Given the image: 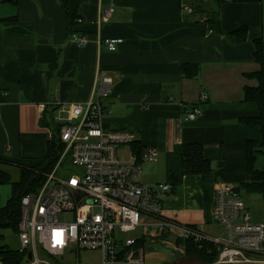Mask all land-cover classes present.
<instances>
[{
  "label": "crops",
  "instance_id": "1",
  "mask_svg": "<svg viewBox=\"0 0 264 264\" xmlns=\"http://www.w3.org/2000/svg\"><path fill=\"white\" fill-rule=\"evenodd\" d=\"M182 1L68 0L80 16L74 32L89 38L78 46L61 0H0V160L14 167L38 163L51 135L39 106L46 105L48 117L58 103L84 104L98 70L111 76V93L102 99L107 127L134 132L143 149L157 148V161L141 162L139 182L173 186L161 215L143 226L149 242L166 221L174 224L168 235L180 236L184 226L206 232L214 224L217 184L247 180V142L262 138L259 126L238 119L259 112L256 102L244 100V88L257 83L249 74L259 69L254 40L264 35V0H224L218 33L186 20ZM107 7L113 11L100 22ZM241 26L247 39L231 42L228 34ZM99 37L124 42L110 52ZM194 109L200 113L186 120ZM192 142L204 145L217 174L183 173L182 146Z\"/></svg>",
  "mask_w": 264,
  "mask_h": 264
},
{
  "label": "built area",
  "instance_id": "2",
  "mask_svg": "<svg viewBox=\"0 0 264 264\" xmlns=\"http://www.w3.org/2000/svg\"><path fill=\"white\" fill-rule=\"evenodd\" d=\"M181 8L184 18L195 12L186 0ZM112 11V7L101 9L100 22L107 21ZM208 19V14L201 13L191 20L208 25ZM70 37L78 46L89 44L86 35L74 32ZM99 40L110 52H116L124 42L120 37ZM112 84V77L98 70L92 96L84 104H57L55 120L61 124L64 150L44 174L41 186L21 199L17 235L18 249L25 252L23 264H67L68 257L79 262L81 250L100 251L102 264H148L146 246L140 244L144 236L125 238L119 234L137 231L147 224V218L159 217L163 198L173 186L170 182L138 181L141 162L157 161L158 150L145 148L138 159L132 150L137 135L107 127L109 110L102 99L110 95ZM207 97L203 92L201 98ZM39 109L44 113L46 105L41 104ZM199 113L194 109L185 119L194 120ZM124 146L131 148L128 158L118 153ZM68 156L70 164H65ZM213 220L223 227V236L184 226L177 237L211 242L218 250L214 261L164 264H264V222L252 220L236 185L217 184ZM173 226L168 221L163 224L165 229Z\"/></svg>",
  "mask_w": 264,
  "mask_h": 264
},
{
  "label": "trees",
  "instance_id": "3",
  "mask_svg": "<svg viewBox=\"0 0 264 264\" xmlns=\"http://www.w3.org/2000/svg\"><path fill=\"white\" fill-rule=\"evenodd\" d=\"M187 0L195 9L193 15H186L185 19H194L196 15L208 14V27L213 32H221L220 6L224 0ZM62 6L67 15V24L69 35L74 33L73 27L79 22L80 16L68 7V0H61ZM233 43H240L247 39V26H241L228 34ZM255 51L254 58L259 64V69L249 77L256 79L255 86H246L244 88L245 101H253L258 104L259 112L255 116H242L238 119L241 124L249 126H259L261 128L262 138L258 141L249 140L247 142V180L237 186L240 192L241 188L249 193L261 191L264 193V169L255 167L257 153L264 149V35L254 40ZM195 75V74H192ZM56 108L52 110L49 118L43 113L41 124L51 130V135L47 140V152L40 162L34 165H19L20 177L12 182L9 171L5 169L6 161L0 160V185L12 182V196L8 199L5 206L0 204V259L3 264H23L25 252L18 248L14 249L4 242V229H14L18 234V225L21 219V199L31 192H35L44 180V174L50 171L59 159L64 144L60 138L61 124L55 120ZM132 150L141 158L142 146L136 141L132 145ZM182 168L185 175L200 174L208 175L216 173L212 162L205 156L204 145L202 143L192 142L184 143L182 146ZM217 174V173H216ZM196 228L195 226H188ZM162 237H168V232L164 231ZM176 245L183 248L186 258H197L199 262H212L218 257L217 248L208 241L196 242L193 238L175 237ZM147 238L140 239V244L144 245ZM184 259V258H183ZM186 259H184L185 261ZM187 261V260H186Z\"/></svg>",
  "mask_w": 264,
  "mask_h": 264
},
{
  "label": "rangeland",
  "instance_id": "4",
  "mask_svg": "<svg viewBox=\"0 0 264 264\" xmlns=\"http://www.w3.org/2000/svg\"><path fill=\"white\" fill-rule=\"evenodd\" d=\"M188 20V19H186ZM189 21V20H188ZM192 21V20H190ZM47 118L50 117V113L47 114ZM130 151V146H124L119 149L118 153L121 156L128 155ZM40 162V161H39ZM65 164H70V156H68L65 160ZM255 167L259 169H264V149L262 152L257 153V159L255 162ZM5 169L9 171L11 175L12 182L17 181L20 177V171L18 167L5 165ZM12 182L4 183L0 185V204L1 206H5L8 202V199L12 196L13 188ZM240 184V183H239ZM238 184V185H239ZM240 194L249 206V210L252 216V220L254 222H264V193L261 191H255L252 193H248L246 189L241 188ZM214 205V204H213ZM147 229V228H146ZM145 228L140 227L137 231H133L126 234H119L125 238L128 237H138L142 236ZM212 235H224L223 227L220 224L214 221V224H208L206 227V232ZM4 234V242L10 247L17 249L19 248L18 235L14 229L8 228L3 230ZM157 237V236H156ZM173 233H171L168 237L164 238L162 236H158L157 238L149 237L152 241L145 243L147 245L146 248V262L148 264H163L168 260H175L177 256L180 254L181 258L186 259L180 260V263H190L193 261H198L197 258H186L183 253L180 252L178 246L176 245V240ZM183 249V248H181ZM179 257V258H180ZM80 261H74V258L68 257L67 264H102L101 252L97 250H81L80 251ZM169 262V261H168Z\"/></svg>",
  "mask_w": 264,
  "mask_h": 264
},
{
  "label": "water",
  "instance_id": "5",
  "mask_svg": "<svg viewBox=\"0 0 264 264\" xmlns=\"http://www.w3.org/2000/svg\"><path fill=\"white\" fill-rule=\"evenodd\" d=\"M29 257H31V255H29Z\"/></svg>",
  "mask_w": 264,
  "mask_h": 264
}]
</instances>
